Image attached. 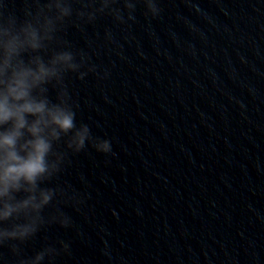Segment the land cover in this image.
Wrapping results in <instances>:
<instances>
[{"label":"water","instance_id":"1","mask_svg":"<svg viewBox=\"0 0 264 264\" xmlns=\"http://www.w3.org/2000/svg\"><path fill=\"white\" fill-rule=\"evenodd\" d=\"M159 6L62 34L97 66L67 76L77 123L113 151L71 156L47 186L86 202L62 205L74 226L44 229L26 256L63 239L71 254L56 264H264V0Z\"/></svg>","mask_w":264,"mask_h":264},{"label":"clouds","instance_id":"2","mask_svg":"<svg viewBox=\"0 0 264 264\" xmlns=\"http://www.w3.org/2000/svg\"><path fill=\"white\" fill-rule=\"evenodd\" d=\"M8 2L0 0V260L7 249L15 264H56L71 254V241L46 242L31 256L23 246L53 225L72 228L62 205L78 209L87 195L47 185L89 146L105 155L113 151L109 139L77 123L79 105L67 76L84 80L97 66L62 34L71 26L84 30L102 16L118 24L135 21L141 4L151 18L162 9L160 0H22L18 15Z\"/></svg>","mask_w":264,"mask_h":264}]
</instances>
